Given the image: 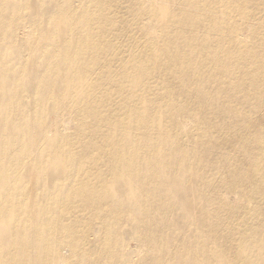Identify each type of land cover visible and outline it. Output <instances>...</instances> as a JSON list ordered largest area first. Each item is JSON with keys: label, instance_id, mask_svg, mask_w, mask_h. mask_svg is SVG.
Instances as JSON below:
<instances>
[{"label": "bare ground", "instance_id": "6f19581e", "mask_svg": "<svg viewBox=\"0 0 264 264\" xmlns=\"http://www.w3.org/2000/svg\"><path fill=\"white\" fill-rule=\"evenodd\" d=\"M181 1L172 9L171 0H128L135 38L128 21L107 13L116 0H0V264H264L259 28L233 20L247 0L210 1L214 17L199 13L197 1ZM218 11L226 16L217 19ZM155 29L171 37L159 48L150 39ZM176 93L184 95L180 102ZM202 94L209 105L189 99ZM69 118L79 147L61 134ZM209 137H238L244 152L202 169ZM191 141L200 142L194 162ZM188 184L197 200L193 220L183 201ZM202 186L228 208L220 218L205 210L214 215L210 240L198 232ZM230 193L262 203L229 204ZM121 206L144 219L124 216ZM158 248L164 254L153 252ZM173 249L178 254L169 260Z\"/></svg>", "mask_w": 264, "mask_h": 264}, {"label": "rangeland", "instance_id": "374dc122", "mask_svg": "<svg viewBox=\"0 0 264 264\" xmlns=\"http://www.w3.org/2000/svg\"><path fill=\"white\" fill-rule=\"evenodd\" d=\"M60 1H62V0H60ZM116 1H117V4H116L117 6L115 7V9L114 10H107V13L111 16V18L114 22L119 21L120 19L122 21H126V22L128 21L129 22L127 25L128 28L133 29L131 34H135L134 35L135 38L139 37V33L137 32L136 29H134V27L130 23V21H132V20H131L130 11H128V9L130 7L128 0H116ZM171 1L172 2L169 3V6L172 9H178L180 7V5H182V4H180L182 2L181 0H171ZM194 1H197V2H195L193 4H195L196 6H198V5L200 6V8L198 9L199 13L201 12L204 16L209 15L210 17H214V13L212 12V10H214L215 8L210 4V1H212V0H194ZM78 5L79 4L77 2L74 3V6H78ZM183 5L186 6V4H183ZM244 5L245 6H244L243 11H241V12L238 10L232 11L233 20L239 24L242 23L245 26L249 25L248 27H251V26L252 27L253 26L258 27L259 33L257 34V36L255 37L254 40H257L258 42L262 41L264 44V0H247ZM210 7L212 8V10L210 9ZM196 8L197 7H193V6L187 7V9H190V10H195ZM23 10H25V9H23ZM244 12H250L251 15H253L254 19L250 23L246 22L245 19L243 18L242 15H244L243 14ZM216 15H217V19H223L226 16L219 11H218V14H216ZM167 20H168V18L165 20V22ZM2 28L5 29L6 26H3ZM200 32L202 33V29L200 30ZM152 35L153 36L150 39L153 38V44L156 48L161 47L169 39H171L170 35L166 31H160V30L155 29L153 31ZM124 39L125 38H123V42H124ZM243 40L246 43H251V34L248 32H244L243 33ZM60 42H61V40H59V39L56 41L54 39H52L49 43L54 44V43H60ZM112 43L117 45L116 40L113 41ZM132 43L134 46V44L136 43V40H133ZM133 46H132V49H133ZM261 50L264 52V47ZM165 57H166V55L161 56L159 64H161V65L164 64V62L166 61ZM37 74H38V72H37ZM229 80L231 82L230 84H228L229 86L235 85V82L232 79H229ZM211 89H212V87H209V90H211ZM114 94H115L114 91H112V95H114ZM181 96H184V95L177 94V93L175 94L174 98H175L176 102L181 101ZM116 99H117V97L114 100H116ZM189 99H191L192 103H195L199 106L209 105V100L207 97H205L204 94H202V97H196V96L190 95ZM213 104H214V106L219 105L216 102H214ZM230 106L233 109L239 108V107H235L234 102L232 100H230ZM261 110L264 111V99H262V101H261ZM207 112H209V111H207ZM254 115L260 116L261 114H260V112H259V114H257V111H256V114H254ZM71 118H69L70 119L69 122L67 124H65L64 128H62L61 134L65 135V136L71 134V138H73L74 143L76 144L77 147H79L80 146L79 143L76 141L75 137L72 134L73 133L72 129H74L76 122ZM164 123L166 124L167 122H164ZM190 129H192V124L188 125L187 131H189ZM235 130L243 132L242 127H235ZM211 131H213V129H211ZM204 132H205V130L202 129V135ZM249 132L253 133L254 129H250ZM194 134L196 137H199L201 135V130L196 129L194 131ZM209 138L213 139V141L207 140L206 144L202 145V169L207 167V166H210V165L214 166V167L223 166V163L221 162L222 157L230 159V158L244 152L243 149L235 146V144L239 141L238 137L234 138V140H232V141H227L228 137H226L222 142L218 141L215 137H209ZM0 140H3V139H0ZM187 144L191 147V151H190L191 159L189 161L194 162L197 154L200 153L198 151V150H200V142L199 141H191V142H187ZM259 168L264 170L263 163L260 164ZM207 172L211 173V175L213 176V178L215 180L220 179V175H221L220 172H217L215 170H211L210 168H208L206 170V173ZM214 182H216V181H214ZM187 186L189 187L188 188V196L186 198H184L183 201L189 203L188 215H189L190 219L193 220L196 218V215L193 213V209L195 207V202H197V200L194 199L195 190H194L193 186L190 184H188ZM206 191H207V188L202 186V195H204V197H202L203 221L201 223V229H199L198 232L200 233L202 231V234H204L207 237V239L210 240L214 236L207 230V227L212 226L214 224V215L206 213L205 210L206 211L209 210L210 213H212V211L216 212L220 218L222 215L225 214V212L227 211L228 208L226 206H224L222 203L219 204L217 201L211 200V197L209 195L205 196ZM248 191L251 192L252 190H248ZM225 199L226 198H224V200ZM225 201H227L226 203H229V204H235V203L237 204L238 203L239 205H246V206H249L250 208H253L255 205H259L262 203L261 199L254 198L253 196H249V198H247V200L245 202L241 199H238L237 194H234V193L227 194V200H225ZM121 207H122V210L124 211V216H126L127 214H130L131 212H135L138 216V219H144V216L137 213V210H138L137 208H130V206L129 207L121 206ZM240 217H241L240 214H236L234 221H233V224L235 226L234 232H235V236H236V238H234V239H238L237 237L240 235V232L242 229L241 227H239V224H238ZM178 224L180 225L179 229L181 227L185 229L183 224H181L179 222H178ZM207 224H209V225H207ZM91 228L92 227L88 225L86 227V230H90ZM183 231H182V233H183ZM122 232L123 231H120V233H122ZM183 236H184V233H183ZM187 238L190 241L193 240V237L190 235H188ZM250 238H251L250 236L245 237V239H248V240ZM236 247H238V245H236ZM207 249L220 251V249L218 247L214 246L212 243H209L207 245ZM153 252L156 254H164L162 249L153 250ZM180 252L181 251H179V254H180ZM226 252L228 254H230V251H226ZM247 253L248 254L251 253L254 256V258H258V259L260 258V253L256 249L250 250V251L248 249ZM177 254H178V251L176 249L171 250L169 260L174 259L175 255H177ZM202 264H203V261H202ZM220 264H228V261H222V262H220Z\"/></svg>", "mask_w": 264, "mask_h": 264}]
</instances>
